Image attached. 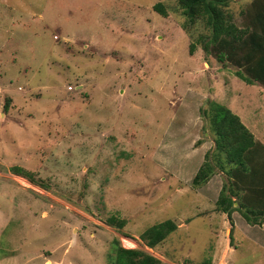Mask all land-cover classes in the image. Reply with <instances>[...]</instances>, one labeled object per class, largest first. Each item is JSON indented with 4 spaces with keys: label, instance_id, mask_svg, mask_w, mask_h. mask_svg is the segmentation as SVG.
<instances>
[{
    "label": "rangeland",
    "instance_id": "1",
    "mask_svg": "<svg viewBox=\"0 0 264 264\" xmlns=\"http://www.w3.org/2000/svg\"><path fill=\"white\" fill-rule=\"evenodd\" d=\"M252 1L230 0L238 26ZM210 32L176 0H0V264H110L115 238L171 264H264V227L231 228L192 186L215 147L210 99L264 144V85L208 54Z\"/></svg>",
    "mask_w": 264,
    "mask_h": 264
},
{
    "label": "trees",
    "instance_id": "2",
    "mask_svg": "<svg viewBox=\"0 0 264 264\" xmlns=\"http://www.w3.org/2000/svg\"><path fill=\"white\" fill-rule=\"evenodd\" d=\"M187 19L204 21L210 34L200 36L199 42L208 54L221 63L235 65L237 73L249 84L264 85V0H253L247 11V23L238 26L227 12L230 0H176ZM155 9L167 15L162 2ZM193 44V43H192ZM194 47V45H192ZM205 111L214 133V151H208L205 160L193 178V187L205 185L215 174V153L218 165L225 169L223 186L216 201V211L231 217L238 210L251 224H264V144L241 122L231 108L208 101ZM7 104L5 109H7ZM224 156V158H223ZM212 157V156H211ZM226 165L229 167L227 170ZM16 174L28 177L29 172L14 166ZM30 176V175H29ZM238 200V206L234 203ZM110 225L122 228L125 220L110 217ZM179 226L168 219L148 227L140 238L155 249ZM233 230V229H232ZM232 236V235H231ZM230 236V238H231ZM110 264H171L142 248L125 247L115 238L112 243Z\"/></svg>",
    "mask_w": 264,
    "mask_h": 264
},
{
    "label": "crops",
    "instance_id": "3",
    "mask_svg": "<svg viewBox=\"0 0 264 264\" xmlns=\"http://www.w3.org/2000/svg\"><path fill=\"white\" fill-rule=\"evenodd\" d=\"M218 183V184H217ZM223 182H222V180H220V182H216V179L214 178V177H212L211 179H210V181H208L206 184H205V186L203 185V186H201V187H203V189H204V191H214V192H217V198H218V196H219V192H220V190H221V188H222V186H223V184H222ZM201 187H194V188H197V189H199V188H201ZM218 189V191H217V189ZM216 201H217V199H216ZM238 204H239V202H238V200L234 203V206H238ZM224 214H226V213H224ZM237 215H239V217L240 218H238V216ZM227 217L229 218V221H230V223L231 222H233V224H235L236 222L237 223H242V222H240V221H238V220H243L246 224H248V225H250L251 223H249V222H247L246 221V219H245V217L241 214V212L240 211H238V210H235V211H233V213H232V215H231V218L229 217V215L227 214ZM229 225V224H228ZM253 226H258V224L257 225H253ZM261 226H263L264 227V224L263 225H261ZM231 228H232V223H231ZM231 238H229V240H230ZM229 246L231 247L232 246V244H231V240H230V242H229ZM214 261V260H213Z\"/></svg>",
    "mask_w": 264,
    "mask_h": 264
}]
</instances>
